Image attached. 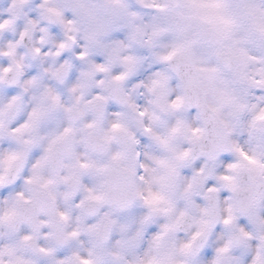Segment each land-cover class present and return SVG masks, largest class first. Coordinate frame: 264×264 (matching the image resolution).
<instances>
[{
	"label": "clouds",
	"instance_id": "1",
	"mask_svg": "<svg viewBox=\"0 0 264 264\" xmlns=\"http://www.w3.org/2000/svg\"><path fill=\"white\" fill-rule=\"evenodd\" d=\"M0 264H264V0H0Z\"/></svg>",
	"mask_w": 264,
	"mask_h": 264
}]
</instances>
